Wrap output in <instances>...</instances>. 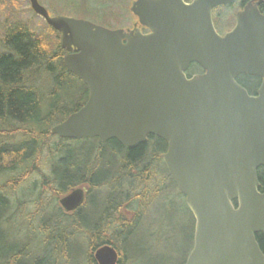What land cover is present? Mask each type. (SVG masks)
<instances>
[{
	"label": "water",
	"instance_id": "obj_1",
	"mask_svg": "<svg viewBox=\"0 0 264 264\" xmlns=\"http://www.w3.org/2000/svg\"><path fill=\"white\" fill-rule=\"evenodd\" d=\"M230 0H137L132 12L150 32L109 29L84 19L51 16L38 0L32 10L61 34L65 67L87 84L85 104L54 125L61 138L117 139L125 147L150 134L162 138L167 170L194 218L184 264H264V16L250 8L219 35L211 10ZM74 52H71L73 51ZM196 62L203 74L187 78ZM261 78L255 95L237 81ZM84 199L73 189L66 211ZM236 201V206L233 204ZM98 264H116L104 245Z\"/></svg>",
	"mask_w": 264,
	"mask_h": 264
},
{
	"label": "trees",
	"instance_id": "obj_2",
	"mask_svg": "<svg viewBox=\"0 0 264 264\" xmlns=\"http://www.w3.org/2000/svg\"><path fill=\"white\" fill-rule=\"evenodd\" d=\"M0 44V174L28 173L25 165L48 161L40 184L49 192L46 212L30 215L29 223L23 219L17 223L16 216H9L14 199L0 191V264H97L93 251L104 244L121 252L120 264L124 258L129 264L140 256L131 242L139 216L134 221L125 220L122 207L138 206L149 197L154 177L159 180L156 199L168 190H176L160 158L166 142L149 135L146 142L125 147L115 139L100 142L98 138L70 140L51 135L50 126L76 110L86 97L70 80L78 79L65 68L60 44L49 51L48 43L23 25L8 30ZM38 74L51 79L49 94L36 88L34 77ZM239 81L251 90V84H256L246 75ZM6 158L11 165L3 166L1 162ZM259 175L264 185V168ZM85 185L89 192L84 203L71 213L65 212L59 198ZM32 188L33 206L42 208L39 204L45 192L37 194L40 187ZM185 208L192 222L189 245L175 264L183 263L192 244L194 219ZM24 212L29 217L30 211ZM34 216L40 217L36 225H32L37 221ZM256 238L263 250V235L256 234Z\"/></svg>",
	"mask_w": 264,
	"mask_h": 264
},
{
	"label": "rangeland",
	"instance_id": "obj_3",
	"mask_svg": "<svg viewBox=\"0 0 264 264\" xmlns=\"http://www.w3.org/2000/svg\"><path fill=\"white\" fill-rule=\"evenodd\" d=\"M131 1L132 0H39L50 14L84 18L102 26L109 25V28L122 26V28H124L130 26L134 21V17L129 10ZM17 25L26 26L38 37L44 39L49 45V51L56 50V47L60 43L59 34L32 11L29 0H0V42L4 41L8 30ZM2 52L3 48L0 44V53ZM34 78L37 79V81H34L36 88H41L43 92L47 91L46 93L48 94L52 91L53 85H51L50 78H40L39 74ZM70 80L75 81L78 85L77 87L81 86L76 80ZM49 143L52 144V137ZM4 157L5 156L2 158ZM37 162L36 164L30 162V164L25 165L26 168L28 167V173L25 171L22 174H11L8 172L7 174L6 172L0 174V191L9 199H14L15 202L12 201L14 204L11 206L12 208L11 211H9V216H16L15 220L17 223L20 222L21 219L29 223V219L31 218L30 215L36 214L37 208L33 206L32 202V198L35 194L34 191L31 190L32 187H40L37 190H41L40 192L35 191L37 194L45 192L44 200H42L41 197L40 200L42 201L39 205H43L42 208H48L49 192L46 187L41 186L42 183L40 184L42 180L41 172L46 167L48 161H44V164L41 161ZM1 163L3 166L11 165V161L8 158L3 159ZM48 171L49 167L45 169L46 173H48ZM151 183L149 187V197L142 200L143 202L138 206L124 205L121 210L125 220L129 219L130 221H134L135 218L139 216L138 230L134 233L131 242L135 249L138 250V255L140 256H136L134 260H130L129 264H175L180 260L184 250L189 245L187 236L191 231V216L185 208L184 197L178 192L177 188L176 190L174 188L173 190L166 191L160 198L156 199V195H159V190H157L159 180L154 177ZM13 187L16 189H13ZM147 206H149V208ZM24 210L30 211L29 217ZM21 211L22 213L24 212L22 215ZM41 211L42 210L39 211L38 215L42 214ZM138 213H140V215H138ZM34 218L37 219V221L32 222V225H36L38 219L40 220L39 216H34ZM24 229L29 231V228ZM23 237L24 235L22 238ZM122 260V264H127V259L124 258ZM82 262L75 261L72 264H82Z\"/></svg>",
	"mask_w": 264,
	"mask_h": 264
},
{
	"label": "flooded vegetation",
	"instance_id": "obj_4",
	"mask_svg": "<svg viewBox=\"0 0 264 264\" xmlns=\"http://www.w3.org/2000/svg\"><path fill=\"white\" fill-rule=\"evenodd\" d=\"M136 1L137 0H132L131 1V5H130V9H129L131 14H132V16L134 17V21L130 24V26L124 27V29L126 31L127 30H134V31L135 30H139L143 34L149 33L150 30L147 27H145V26H143V25H141L139 23L138 16L135 15L132 12V10H131L132 5ZM183 1H184L185 4H191L195 0H183ZM245 8H250L253 11L258 12L260 15L264 16V0H230L226 4H220V5L214 6L212 8V10H211V15H212L213 25H214V28L217 31V33H219L220 35H224L225 33L231 31L234 28V26H235L237 14L242 12ZM53 15H55V14H53ZM67 16H70V15H67ZM108 26L106 25L105 27H108ZM122 27H117V28H122ZM111 29H115V28H111ZM203 73H204V70L198 64L193 63V62H191L188 65V67H187V69L185 71V74H186L187 78H191L194 75H200V74H203ZM245 75L247 76V78H249L251 80H255L254 82H256V84H253V85L251 84V86L254 87L253 90H251L250 88H247L243 84L249 90L250 94L255 95L261 80H260V78L252 76V75H248V74H245ZM240 77L241 76H238V79ZM80 85L81 86L79 88L83 91L82 94H84V96H86V97H85L84 102L76 110H78L81 106H83L85 104V102H86V100L88 99V96H89L88 87L82 82H81ZM147 140H148V138H147ZM160 158H161V156H160ZM262 168H264V167H262ZM262 168H260L258 170V178H259V183H260L259 189H260V191H264V185L261 183V180H260V178H261L260 176L262 174L259 175L260 174V170ZM83 187H84V190H85V199H86V196H87V194L89 192V187H88V185H85ZM50 194L51 195H50V210H49V213H50V217H51V220H52V191H51ZM38 213H39V210L37 208L36 209V214L38 215ZM114 249L118 253V262H117V264H120V259H121V256H122L121 252L119 250H117L116 248H114ZM94 251H93V257H94ZM186 257H187V254H186V256H185V258L183 260V263L185 262Z\"/></svg>",
	"mask_w": 264,
	"mask_h": 264
}]
</instances>
